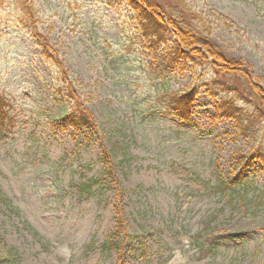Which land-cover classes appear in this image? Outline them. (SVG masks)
<instances>
[{
    "label": "rangeland",
    "instance_id": "374dc122",
    "mask_svg": "<svg viewBox=\"0 0 264 264\" xmlns=\"http://www.w3.org/2000/svg\"><path fill=\"white\" fill-rule=\"evenodd\" d=\"M185 6L199 18L194 28L243 66L223 79L244 89L250 77L264 93V0ZM134 12L125 0H0V94L9 101L0 190L13 209L0 203V264H264V122L253 142L219 116L227 95L214 100L206 87L218 57L170 62L176 39L154 46ZM67 87L96 130L53 127L75 109ZM187 90L197 91L189 123L165 101ZM253 151L256 160L237 164ZM120 222L130 249L118 257L102 246Z\"/></svg>",
    "mask_w": 264,
    "mask_h": 264
},
{
    "label": "trees",
    "instance_id": "16d2710c",
    "mask_svg": "<svg viewBox=\"0 0 264 264\" xmlns=\"http://www.w3.org/2000/svg\"><path fill=\"white\" fill-rule=\"evenodd\" d=\"M134 9L135 20L143 37L152 40L155 45L160 43H169V36H173L176 42L173 43V49L167 48V56L170 62L191 63L193 67L205 66L208 63V57L216 58V64H211V69L214 73V78L206 84L209 88V96L216 100L220 93L227 96H222L216 107L219 116L225 119L236 121L240 126L241 132L245 133L250 138V141L257 140V132L261 129L264 122V93L261 85L252 83L249 77V84L242 89L239 86L226 82L223 77H228L235 72H239L243 68L240 63L229 60L223 55L219 48L213 43L208 42L202 35L201 30L194 28L193 22L199 21V18L191 10L185 6L186 0H175L177 8H172L169 4H165L161 0H125ZM36 32V28L34 30ZM38 45L45 49L46 42L38 39ZM43 49V50H44ZM46 59L53 58L58 60L57 56H52L49 50H46L43 55ZM60 67L61 63L56 62ZM209 64V63H208ZM210 65V64H209ZM214 65V66H213ZM242 72V70H241ZM246 75L247 72H245ZM64 82V81H63ZM67 82V81H66ZM68 85V83H67ZM66 95L75 102V109L72 112L65 113L61 119L56 120L52 125L54 128L63 127L72 129L76 132L84 130H96L97 125L93 121L92 115L84 108L83 103L78 100V97L73 94L71 87H67ZM197 91L188 90L183 93L171 92L165 99L167 104L166 113L178 117L183 122L189 123L194 111L196 103ZM9 101L4 94H0V125L8 123L5 118L6 108ZM254 105L255 109L247 107ZM258 124V125H257ZM257 126V127H256ZM256 127V128H255ZM255 128V129H254ZM254 129V130H253ZM253 130V131H251ZM251 131L250 133H246ZM259 152V150H257ZM253 151L235 155V161L239 166L246 167L248 164L258 158V152ZM260 156H263L262 154ZM264 157V156H263ZM101 161L106 171H110L108 154H103ZM112 178L111 176H108ZM219 188L224 189L227 183L220 182ZM94 182L82 187L78 186V191L86 194L92 190ZM231 188V186H228ZM0 203L9 212H13L11 204L7 201L0 190ZM124 224L122 222L117 225L115 231L111 235L108 243L102 246V250L108 254H115L119 257L128 248L125 243L122 244L120 238L125 233ZM130 235L126 236L128 239ZM133 239L128 242L132 245ZM139 248H142L140 245ZM137 248L134 249L136 251ZM130 253V252H129ZM8 259V258H7ZM7 259H1L2 262H8ZM10 262V261H9ZM16 264V263H15Z\"/></svg>",
    "mask_w": 264,
    "mask_h": 264
}]
</instances>
